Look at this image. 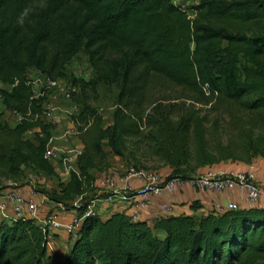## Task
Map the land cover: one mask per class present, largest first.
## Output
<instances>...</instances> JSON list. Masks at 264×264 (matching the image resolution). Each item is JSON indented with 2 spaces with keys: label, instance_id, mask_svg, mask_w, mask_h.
I'll list each match as a JSON object with an SVG mask.
<instances>
[{
  "label": "trees",
  "instance_id": "1",
  "mask_svg": "<svg viewBox=\"0 0 264 264\" xmlns=\"http://www.w3.org/2000/svg\"><path fill=\"white\" fill-rule=\"evenodd\" d=\"M195 10L191 18L169 0H0V83L10 87L0 97L21 117L15 127L0 120V190L10 188L3 181L18 183L25 169L40 178L56 174L46 157L52 128L43 121L46 100L35 98L30 70L75 89L78 171L59 191H38L80 216L97 190L94 172L109 168L105 142L137 163L148 157L143 151H154L172 171L167 180L193 179L186 168L198 175L264 158V0H200ZM82 46L89 81L66 71ZM101 86L118 89L108 127L92 106ZM210 106L234 119L239 112L247 139L255 131L261 136L240 155L212 148L203 114ZM48 243L35 220L0 223V264H49ZM66 264H264V209L170 217L154 229L125 213L105 221L85 215Z\"/></svg>",
  "mask_w": 264,
  "mask_h": 264
},
{
  "label": "crops",
  "instance_id": "2",
  "mask_svg": "<svg viewBox=\"0 0 264 264\" xmlns=\"http://www.w3.org/2000/svg\"><path fill=\"white\" fill-rule=\"evenodd\" d=\"M43 108L45 110L43 121L52 127L49 148L71 160L70 169L77 172V158L83 150V145L78 137L73 139L72 131H77V129L71 121L72 109L64 100V91L49 92L48 101L44 103ZM104 150L108 157L109 168L104 172H94L97 190L90 195L92 199L88 207V211L97 213L102 221L115 213H125L128 216L133 214L135 205L141 201L136 193L143 188V182L139 178H132L126 182L124 176L131 168L126 158L116 156L109 147ZM249 171L254 173L257 183L264 187L263 157H257L251 162L222 163L204 169L198 176L210 173L229 174L247 173ZM164 173L168 177L172 171L168 169ZM30 174L33 177L29 176L28 179L24 180V175L18 183H5L4 186L10 188L0 190V193L15 191L24 195L26 199H32L35 204L40 206V210L37 216L31 219L35 220V223L41 228L45 220L53 213L58 214L59 221L63 224H68L79 216L80 212L75 207L63 210L56 203L44 199L45 196L42 192L34 189L36 184H40L42 185L41 190L50 193L59 191L60 184L69 183L70 173H56L50 178L37 177L32 171ZM126 188L131 190L130 194H126ZM111 198L113 202L109 200ZM80 200V198L77 199L74 204L77 205ZM147 201L149 203L148 208L141 213L140 221L146 222L153 229L158 221L170 217L204 218L214 211L216 205H221L226 209L231 204H234L238 210L264 209V194L252 203L247 200L245 193L238 188L215 192L200 188L193 185L189 180L182 179L175 184L172 192L165 190L159 196H150ZM154 234L159 239H164L166 236L165 232L159 229H155ZM72 244L73 240L65 230L56 231L48 244L49 264H66Z\"/></svg>",
  "mask_w": 264,
  "mask_h": 264
},
{
  "label": "built area",
  "instance_id": "3",
  "mask_svg": "<svg viewBox=\"0 0 264 264\" xmlns=\"http://www.w3.org/2000/svg\"><path fill=\"white\" fill-rule=\"evenodd\" d=\"M175 6L180 7L182 10L187 13L190 11L193 13L192 16L196 15L195 8L199 5L200 0H169ZM191 9L189 10V8ZM37 74V80L35 83L31 82L29 79V83L33 88L35 98L39 99L44 96L41 94L40 96L36 95L34 86H40L42 83L45 86V89L48 90L47 97L49 96V92H55L63 90L64 91V99L68 100L71 104L72 114L71 121L74 124L72 119L73 116L78 115L80 108L72 102V93L75 89H72L70 84L69 88H66L64 80L52 81L48 77L42 75L40 72L33 70ZM70 91V92H69ZM16 115V114H15ZM21 121V117L16 115ZM75 126V124H74ZM76 127V126H75ZM77 129V128H76ZM72 134H77V131H72ZM46 157L51 161L55 162V170L56 173H71L70 162L68 158L56 153L52 149H48ZM58 164V165H57ZM60 164V165H59ZM126 182L130 181L132 178H139L143 182V188L138 190L136 195L141 198V201L135 205V211L133 214L129 215V217L133 221H140L141 213L144 209L148 208V198L150 196H159L163 191L167 190L172 192L174 190L175 184L180 179L167 180V177L160 175L155 172H149L144 169H135L130 168L126 175L124 176ZM193 185H196L200 188L222 192L225 190H232L234 188H238L241 192L245 193L246 198L249 202H255L258 198L264 194V187L257 183L255 179V175L252 171L247 173H229V174H207L203 176H199L197 178H193L189 180ZM131 190L126 188V194H130ZM126 198V196H124ZM44 199H48L46 196ZM111 202L112 198L109 199ZM61 209L66 210V207L62 204H56ZM40 210V206L35 204L32 199H26L24 195L19 194L15 191H8L5 193H0V223H10L12 221L21 219V218H35ZM227 210H237V207L234 204H231L227 209L222 207L221 205H216L214 208V212L222 213ZM95 212L89 210L85 215L94 214ZM84 215V216H85ZM84 216H77L70 223L63 224L59 221L58 214L53 213L50 215L48 219L45 220L42 230L46 234L48 242L53 238V234L56 231L61 229L65 230L66 233L72 238L74 241L78 235L82 222L84 220ZM49 244V243H48Z\"/></svg>",
  "mask_w": 264,
  "mask_h": 264
},
{
  "label": "rangeland",
  "instance_id": "4",
  "mask_svg": "<svg viewBox=\"0 0 264 264\" xmlns=\"http://www.w3.org/2000/svg\"><path fill=\"white\" fill-rule=\"evenodd\" d=\"M190 9L191 7L189 8V10ZM188 15L192 16L193 13L189 11ZM66 71L69 78L76 77L80 79H85L86 81L93 79V71L90 67L88 57L84 50V46L80 48L77 57L71 63H69ZM27 76L29 77V79H31V82L33 83H35V80H37V74L33 70H30L27 73ZM66 82L67 83H65V85L66 88L68 89L70 86V82L69 81ZM0 89L10 90V87H6L0 83ZM34 90L36 95L38 96L44 94L43 98L46 101H48V97L46 96L48 90L45 89V86L42 83H40V86H34ZM117 94H118V89L116 87L109 88V87L101 86L99 87L98 100L92 103V106L102 116L104 127H108L113 122V113L116 106ZM65 101L68 103V105L71 108V104L69 103V101L67 99ZM210 108L211 106L207 108L205 107L203 109L204 110L203 114L208 115L211 121L210 127H212L213 132L211 133V136L209 137L208 140L212 148L229 149L235 155H240L247 150L248 148L247 141L250 140L256 141L258 140L257 138L261 136L260 132L255 131L253 139H247L245 134L247 133L246 131L249 130L248 129L249 127L245 125L246 120H244V117L240 115L239 112L234 113V115L236 116L234 119V117L228 113L225 114L223 111L215 112L214 109H210ZM0 120L8 124L9 126H16L19 123V119H17L16 115L13 112L6 110V108L3 106L1 97H0ZM33 137H34V133L32 131L27 134V138L33 139ZM77 137H78L77 134L73 135V139H76ZM104 149H108L107 142L104 143ZM153 154L154 151L153 152L143 151V155H148V157L146 159L145 158L140 159V163H137L129 158L126 159L128 160L131 168L144 169L146 171L155 172L166 177V175H164L165 174L164 172L170 169L169 166H167L160 157L155 156ZM256 158L257 157L253 156L247 162H251L253 159ZM183 171H186L187 173L192 175L193 178L199 177L197 175V172L192 171L191 168L183 169ZM30 173L31 171L29 169H25L24 180L28 179L29 176H32ZM2 183H4L5 185V183L7 182L3 181ZM35 186L36 187H34V189L41 190L42 185L36 184ZM79 202L78 204H80Z\"/></svg>",
  "mask_w": 264,
  "mask_h": 264
}]
</instances>
